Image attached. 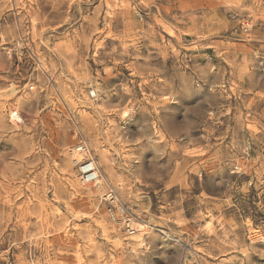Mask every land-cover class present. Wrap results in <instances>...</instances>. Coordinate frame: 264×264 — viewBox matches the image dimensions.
Here are the masks:
<instances>
[{"label": "rangeland", "instance_id": "374dc122", "mask_svg": "<svg viewBox=\"0 0 264 264\" xmlns=\"http://www.w3.org/2000/svg\"><path fill=\"white\" fill-rule=\"evenodd\" d=\"M0 264H264V0H0Z\"/></svg>", "mask_w": 264, "mask_h": 264}, {"label": "built area", "instance_id": "2783aa9c", "mask_svg": "<svg viewBox=\"0 0 264 264\" xmlns=\"http://www.w3.org/2000/svg\"><path fill=\"white\" fill-rule=\"evenodd\" d=\"M74 157L78 178L83 185H94L100 175L97 162L92 150L87 142H81L71 150ZM101 202L105 206L108 220L121 229L128 236L138 233V224L129 212L127 207L122 204L117 193L113 188H108L101 197Z\"/></svg>", "mask_w": 264, "mask_h": 264}, {"label": "bare ground", "instance_id": "6f19581e", "mask_svg": "<svg viewBox=\"0 0 264 264\" xmlns=\"http://www.w3.org/2000/svg\"><path fill=\"white\" fill-rule=\"evenodd\" d=\"M11 118H12V120H18V121H21V118H20V116H19V114H18V112L17 111H14L12 114H11ZM73 164H76L75 163V161L73 162ZM100 175V174H99ZM79 179V178H78ZM79 182H80V180H79ZM80 184H81V182H80ZM97 185H99V186H103L104 185V181L102 180V178H101V175H100V177H99V179H98V181H97V183H96ZM96 184H94V185H92V186H95ZM82 186H90V185H83V184H81ZM135 242H137V243H141L142 244V242H143V239H141L140 237H136V238H134L133 239Z\"/></svg>", "mask_w": 264, "mask_h": 264}]
</instances>
